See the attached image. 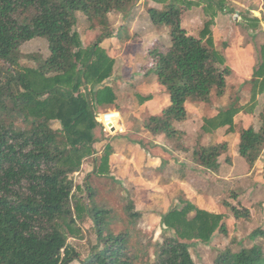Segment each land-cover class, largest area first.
<instances>
[{"label":"trees","instance_id":"trees-1","mask_svg":"<svg viewBox=\"0 0 264 264\" xmlns=\"http://www.w3.org/2000/svg\"><path fill=\"white\" fill-rule=\"evenodd\" d=\"M130 1L0 0V264H70L79 256L62 227L75 233V220L83 209L93 221L98 243L82 264H133L126 252L128 235L105 234L107 211L91 203L90 188L89 207L83 208L77 199L71 206L74 185L70 178L82 160L95 153V105L115 100L112 87L102 86L114 62L100 43L112 33L108 14L122 11ZM152 1L162 7H148V16L153 24L169 27L170 45L156 42L146 56L169 103L159 114L150 115L143 127L172 138L182 134L174 122L186 118L187 100L207 103L212 92L223 95L231 69L213 48L212 22L205 24L199 36L188 34L181 25V14L201 0ZM29 10H33L29 17L16 18L19 11ZM76 12L101 24L97 37L85 48L73 31ZM90 28L87 40L95 31ZM35 37L47 40L49 55L36 68H19L21 44ZM261 56L251 99L256 89L264 99V45ZM239 111L234 106L219 111L204 120L202 130L209 133L227 125L232 129ZM259 118L258 130L248 126L238 132V154L249 167L264 146V103ZM52 121L61 127L53 129ZM227 148L226 142L210 144L195 148L192 157L200 166L217 171L218 157ZM110 153L108 145L98 171L105 169ZM24 184L26 193L15 192ZM127 209L131 218L139 217V212H132V204ZM231 210L236 218L248 214L235 206ZM222 218L189 202L164 214L162 223L172 234L155 250L154 264H195L189 249L194 242L206 243L216 231H224ZM258 236L264 237L260 229L250 234ZM214 264H264V251L256 244L236 252L224 250Z\"/></svg>","mask_w":264,"mask_h":264},{"label":"rangeland","instance_id":"rangeland-1","mask_svg":"<svg viewBox=\"0 0 264 264\" xmlns=\"http://www.w3.org/2000/svg\"><path fill=\"white\" fill-rule=\"evenodd\" d=\"M149 6L148 0H131L122 11L108 14V30L119 32L125 45L118 48L116 36L111 33L103 38L102 44L106 47L103 49L113 59V68L129 70L113 72L112 68L111 76L102 86L112 87L115 100L95 105V114L112 110L115 114L109 124L116 130L121 128L122 132L113 135L116 130L110 132L105 126L103 132L97 126L95 153L83 159L79 170L70 175L74 185L71 206L77 199L83 208L89 207L87 188H90L91 203L107 211L105 234L128 235L126 252L133 264H154L155 250L165 236L172 234L165 230L162 216L180 209L185 202L223 216L224 231H216L206 243L194 242L189 249L195 264H214L224 250L236 252L255 244L264 251V237H250L256 229L264 232V146L252 167L238 154L239 130L248 126L258 130L264 103L263 94L257 93V89L251 99L264 45L262 0H201L198 5L185 9L188 11L182 17V24L188 34L199 36L205 24L212 22L210 40L224 57L231 74L226 79L223 95L212 92L207 103L187 100L186 118L174 123L182 134L172 138L151 134L143 127L150 115L160 113L169 102L167 91L155 82L157 77L146 58L147 47L153 40L170 44L169 27L151 25ZM31 13L33 10L19 11L16 18L23 19ZM75 15L73 31L79 34L85 48L95 40L101 24L89 21L81 12ZM90 27L95 31L93 34L90 31L91 38L87 40ZM19 49V68H36L49 55L48 42L43 37L26 41ZM229 106L241 110L233 118L232 129L227 125L209 133L202 130L206 118ZM50 125L53 129L61 127L58 121ZM220 142H226L228 148L218 157L217 171L193 160L195 148ZM108 145L111 153L105 169L98 171ZM25 187L24 184L14 190L23 195L27 192ZM128 204H132V212H139V217L129 216ZM231 206L241 212L247 210V216L236 218ZM72 213L74 216L73 209ZM193 214L194 211L189 216ZM75 226L78 229L73 234L64 227L62 230L79 256L70 264H82L98 241L93 221L85 209L75 220Z\"/></svg>","mask_w":264,"mask_h":264},{"label":"crops","instance_id":"crops-1","mask_svg":"<svg viewBox=\"0 0 264 264\" xmlns=\"http://www.w3.org/2000/svg\"><path fill=\"white\" fill-rule=\"evenodd\" d=\"M149 1V3H150V5L151 6H149V7H156V8H161L162 7V5L161 4H159V3H156V2H154V1H152V0H148ZM156 5H158V6H156ZM186 11H188V10H185L182 14H181V25H182V27L186 30V28L183 26V24H182V17H183V15H184V13L186 12ZM149 20H150V18H149ZM108 23L110 24V21H109V18H108ZM150 23H151V25L153 26L154 24H152V21H150ZM164 26V25H163ZM154 27H156V26H154ZM167 27V26H166ZM111 32H112V34H115V43H116V46L118 47V48H122V47H124V45H125V43H124V41H125V39L124 38H122V36L120 35V33L119 32H114L113 33V31L112 30H110ZM169 34V33H168ZM191 35H193V34H191ZM195 36V35H194ZM103 42V41H102ZM102 42L100 43V46L102 47V48H104L105 46L102 44ZM156 42H161V43H163L162 41H159V40H153L151 43H150V45L147 47V50L152 46V44H154V43H156ZM164 45H166L165 43H163ZM170 45V44H169ZM169 45H166V46H169ZM106 48V47H105ZM147 50H146V53H147ZM109 53V55H111L110 54V52H108ZM146 58H147V56H146ZM148 65H146L144 68H146ZM115 67V66H114ZM123 67H124V63H123ZM143 69V68H142ZM116 70H119V71H122V72H125V71H127V70H129V68H113V72H115ZM156 81H158L157 79H155V82ZM154 82V83H155ZM153 83V84H154ZM159 83V82H158ZM162 87V86H161ZM169 103V102H168ZM168 105V104H167ZM166 105V106H167ZM165 106V107H166ZM164 108V107H163ZM162 108V109H163ZM161 109V110H162ZM161 112V111H160ZM159 114V113H158ZM152 115H156V114H152ZM175 123V122H174Z\"/></svg>","mask_w":264,"mask_h":264},{"label":"built area","instance_id":"built-area-1","mask_svg":"<svg viewBox=\"0 0 264 264\" xmlns=\"http://www.w3.org/2000/svg\"><path fill=\"white\" fill-rule=\"evenodd\" d=\"M114 112L112 110L98 112L95 114L94 119L96 123L99 125L100 129L104 132L105 126L109 129L110 132H115L116 127L113 124H109L111 119L114 117ZM122 132L121 128H118L114 134Z\"/></svg>","mask_w":264,"mask_h":264}]
</instances>
